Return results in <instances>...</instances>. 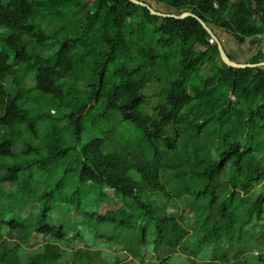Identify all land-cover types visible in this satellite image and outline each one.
Returning a JSON list of instances; mask_svg holds the SVG:
<instances>
[{
	"label": "trees",
	"instance_id": "trees-1",
	"mask_svg": "<svg viewBox=\"0 0 264 264\" xmlns=\"http://www.w3.org/2000/svg\"><path fill=\"white\" fill-rule=\"evenodd\" d=\"M84 1L88 7L81 15L82 36L94 42L89 46L84 43L86 53H91L97 46L104 51L101 52L102 61L96 62L93 67L94 81L85 83L88 91L86 101L75 106L73 100L77 97H70V94L74 87L79 88L85 76L76 68L72 57L75 39L67 36L49 56L32 58L26 51L25 44L28 42L25 43L24 38H29L36 46L48 45L52 36L37 20L46 16L45 8L50 9L52 20L60 19L57 33L68 28L71 18L78 15L76 9ZM154 1L167 7L162 13L191 11L211 27L221 42V30L239 43L249 39L251 46L257 50L249 62L263 60L259 35L264 34V0ZM67 12L70 13L68 23L62 20ZM0 27H7L11 31L6 41L18 64L13 66L9 62V54L0 51V79L14 76L19 66H23V80L29 74L35 79L33 90L53 95L61 105L70 107L74 103L66 116L77 124V130L81 129V119L88 105L102 96L104 72L109 64L120 59L129 62V65L115 68V82L107 96V106L118 110L125 120L139 128L143 141L149 147L150 156L148 152L136 150L119 155L105 152L103 138L91 139L80 149V167L74 190L68 193L65 191L66 170L56 184L64 188L61 189L64 194L62 200L74 205L73 211L88 213L83 210L81 201L82 188L87 183L100 187L102 195L106 194L103 189L106 186L114 189L117 196L128 198L137 193L139 197L144 196L145 200L139 201L144 220L140 227L141 250L134 245L129 248L140 260H144L146 255L142 248L147 245L148 234L154 237L157 246H181L189 234L182 222L190 211L194 213L199 207L195 228L206 229V225L210 224L202 241L223 247H219L222 252L214 253L212 261L206 264H219L217 260L232 264L245 253L240 249L231 256L235 238L237 243L246 240L245 227L252 225L253 220L261 219L264 211V192L252 201L246 199L254 183L264 180V66L236 68L227 65L220 56L217 42L197 18L152 14L146 6L130 0H0ZM228 55L234 60L232 55ZM171 56L176 58L174 70H163ZM161 72L168 75L167 84L159 92L164 96L165 103L156 108L154 115L143 114L140 107L145 102V96L141 90L152 77H159ZM23 80L18 81L20 88ZM22 89L9 94L7 88L0 84V127H6L0 136V157L12 155L13 147L24 137L37 135L34 120L22 104L28 99L24 97V92L33 90ZM200 116L207 118L192 126L191 123L195 124ZM217 116L220 127L216 128V143H212V150L201 142L190 141V136L198 134ZM188 134L189 138L184 137ZM179 139L183 140L180 152L177 151ZM30 148L23 149L21 153ZM229 162L232 175L226 180L223 175ZM179 167L187 168V172L177 170L174 173L179 187L184 184L178 196H189V200L179 215H169L166 210L169 201H155L153 197L164 193L170 198L174 197L170 188L173 173L170 177L171 186L166 191L161 172L165 169L175 171ZM131 168L139 173V180L130 175ZM21 169V164L8 166L6 173L0 177V185L15 184ZM201 196L206 197V212L209 214L203 223H198L204 214ZM199 202L202 206L197 205ZM215 204L218 207L213 210ZM48 208V205L39 208L40 220L34 230L53 239H62L65 237L63 226L47 223ZM89 214H96L98 219L108 223L115 221L118 216L112 212L111 202ZM2 222L5 220L0 219V226ZM8 223L19 226L13 220ZM56 247L55 244L47 243L43 254L31 253L25 264L58 261L63 256ZM76 251L82 252L77 256L79 261L76 259L66 264H87L86 259H89L88 264H93V258L88 252L81 249ZM257 257L259 264H264V255L259 253ZM232 258L235 259L233 262ZM20 259L14 257L9 262L20 264ZM110 264H129V260L118 258Z\"/></svg>",
	"mask_w": 264,
	"mask_h": 264
},
{
	"label": "rangeland",
	"instance_id": "rangeland-1",
	"mask_svg": "<svg viewBox=\"0 0 264 264\" xmlns=\"http://www.w3.org/2000/svg\"><path fill=\"white\" fill-rule=\"evenodd\" d=\"M142 1L150 4L157 11L162 12L167 9L163 3L154 0ZM87 7L88 3L84 1L76 9L78 15L71 18L68 28L57 33L56 29L58 30L60 19L55 18L53 22L50 9L45 8L46 16L37 20L39 25L52 36L48 45L36 46L29 38H24L25 43L28 42L25 44L26 51L32 58L49 56L56 51L63 38L67 36L75 39L72 57L76 68L85 74L82 83L79 85L80 89L74 87L70 94V97H77L73 100L75 106L86 101L88 91L85 83L94 81L92 79L93 67L96 62L102 61L101 52L104 51L100 46H97L91 53H86V46L94 43L87 36H82L80 26L81 15ZM69 18L70 13L67 12L62 20L68 23ZM9 34H11L10 29L0 27V51L9 54V62L14 66L17 63L13 57V50L6 41ZM219 34L226 42L234 60L241 63L249 62L253 50L249 39L244 43H239L222 30L219 31ZM175 61L176 58L171 56L164 64L163 70H174ZM120 65H129V62L120 59L109 64L104 72L102 96L98 101H92L88 105L82 116L81 129L79 130H77V124L73 122V119L66 116L74 103L70 107L61 105L53 95L41 94L37 90H33L35 79L32 74H29L23 80V66H19L20 69L14 76L9 75L3 80L0 79V84L7 88L9 94H14L19 89L23 90L22 88L33 90L24 92V97H28V99L22 104L34 120L37 134L36 137L29 135L20 140L13 147L12 155L0 157V177L6 173L8 166L12 164L22 165L15 184L0 185V219L5 220L0 226V264H10L9 259L14 257H21L20 264H25L31 253L38 255L44 253L47 243L55 244L63 257H59L56 262L48 261L46 264L74 262L79 256L78 254L82 253L77 252L78 249L85 253L88 252L93 258V264H110L118 258H127L129 264H206L212 261L211 258L214 253L222 252L223 247L221 245L202 241V236L207 233L210 224L206 225V229L197 230L195 228V219L198 216L199 207L194 209L196 211H193L194 213L190 211L182 222L189 234L181 246L177 248H171L165 244L157 246L154 237L148 234L147 245L142 248L146 257L144 260H140L129 248L134 245L141 250L139 237L140 227L144 224V220L142 218L143 209L140 208L139 201L145 200L144 196L139 197V193L128 198L122 195L117 196L114 189L106 186L103 187L106 194L102 195L100 194V187L87 183L82 188L81 201L83 210L88 213L73 211L74 205L62 200L64 194L61 189L64 188L57 187L56 184L63 171L66 170L67 173L64 175L65 191L68 193L74 190L77 183V171L80 167V149L91 139L103 138L105 140L103 147L105 152H114L119 155L121 153L126 154L130 150H136L150 154L149 147L143 141L139 128L133 122L125 120L118 110L110 109L107 106V96L115 82L114 70ZM20 80H23L20 84L21 88L18 85ZM167 81L168 75L165 76L161 72L159 77H152L143 87L141 94L145 96V102L140 107L143 114L154 115L156 108L165 103L164 96L160 95L159 92L167 84ZM64 116L66 117L63 118ZM205 118L207 117H198L195 124L191 123L192 126L200 124ZM219 127L220 119L217 116L213 121H209L198 134L190 136V141L201 142L212 150V143H216L214 139L216 128ZM5 131L6 127H0V136ZM189 135H184V137L189 138ZM181 143L183 140L179 139L177 143L178 152L181 151ZM27 147L31 148L27 152L21 153ZM32 162L34 164L28 167L27 164ZM177 170L187 172V168L181 167L175 171L165 169L161 172L166 191L171 186L170 177H172L171 172L173 173V184L170 188L174 197L170 198L165 193L153 197L155 201H169L166 208L169 215L175 213L179 215L189 200V196H178L183 190L184 184L179 187V181L174 176ZM129 173L135 179H140L136 169L131 168ZM231 175V162H229L223 177L228 180ZM263 192L264 180L255 182L252 192L246 199L252 201ZM220 200H223L222 189L220 190ZM109 202L112 204V212H116L118 215L115 221L108 223L106 220L98 219L96 214H89L95 212L100 206L106 207ZM200 202L203 205L204 214L201 215L198 223H203L204 218L209 214L208 211L206 212V197L201 196ZM200 202L197 205H201ZM45 205L49 206L47 223L63 226L64 238L53 239L49 235L35 232L34 229L40 220L39 208ZM217 207L218 205L215 204L213 210H216ZM12 220L19 226L16 227L8 223ZM245 230H247L244 234L246 240L237 243L235 238V246L232 248L231 256L234 255V252H239L240 249H243L245 253L236 260L232 258V262L236 261L232 264H259L258 254L264 255V211L261 219L253 220L252 225H247ZM235 233L237 237L238 228L235 229ZM88 262L89 259H86L85 263L88 264ZM217 262L224 264L222 260H217Z\"/></svg>",
	"mask_w": 264,
	"mask_h": 264
},
{
	"label": "water",
	"instance_id": "water-1",
	"mask_svg": "<svg viewBox=\"0 0 264 264\" xmlns=\"http://www.w3.org/2000/svg\"><path fill=\"white\" fill-rule=\"evenodd\" d=\"M130 1H132L134 3H137V4H140V5H143V6H146L147 8H149V10H150V12L152 14L163 15V16H171V17H174V18H184V17H187V16H193V17L197 18L198 21L202 24V26L208 31L210 36L212 38H214L215 41L217 42L218 49H219V52H220V56H221L222 60L227 65H230V66H233V67H236V68L264 66V60L260 61V62H257V63H250V62L241 63V62H237V61L232 60L230 58V56L228 55V53L226 52V50L224 49V46H223L222 42L220 41L219 37L215 34V32L211 29V27L203 19H201L200 17H198L197 15L192 13L191 11H184V12H182L180 14L162 13L161 11L155 10L148 3L143 2L141 0H130Z\"/></svg>",
	"mask_w": 264,
	"mask_h": 264
},
{
	"label": "crops",
	"instance_id": "crops-1",
	"mask_svg": "<svg viewBox=\"0 0 264 264\" xmlns=\"http://www.w3.org/2000/svg\"><path fill=\"white\" fill-rule=\"evenodd\" d=\"M259 37L261 38V44H260V49L262 50L263 54H264V34L262 36L259 35ZM221 39H222V44H224V46L226 47V51L228 52V54L232 55L231 52L229 51L228 47H227V44L226 42L224 41L223 37L221 36ZM251 43V42H250ZM257 50H255V48L253 47V50H252V54L251 56L256 53ZM233 56V55H232ZM264 59V58H263ZM236 61V60H235Z\"/></svg>",
	"mask_w": 264,
	"mask_h": 264
},
{
	"label": "flooded vegetation",
	"instance_id": "flooded-vegetation-1",
	"mask_svg": "<svg viewBox=\"0 0 264 264\" xmlns=\"http://www.w3.org/2000/svg\"><path fill=\"white\" fill-rule=\"evenodd\" d=\"M263 61V60H262Z\"/></svg>",
	"mask_w": 264,
	"mask_h": 264
}]
</instances>
